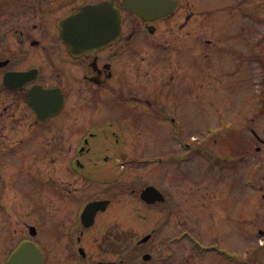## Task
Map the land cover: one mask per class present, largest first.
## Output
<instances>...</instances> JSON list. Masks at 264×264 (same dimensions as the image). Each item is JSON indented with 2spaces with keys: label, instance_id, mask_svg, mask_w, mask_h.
I'll list each match as a JSON object with an SVG mask.
<instances>
[{
  "label": "flooded vegetation",
  "instance_id": "af4514ba",
  "mask_svg": "<svg viewBox=\"0 0 264 264\" xmlns=\"http://www.w3.org/2000/svg\"><path fill=\"white\" fill-rule=\"evenodd\" d=\"M103 1L111 0H0V24L5 19L22 24L12 27V46L8 42L5 46L0 36V63L7 61L0 66V264L27 243L43 251L37 237L49 224L60 231V239L69 241L67 248L77 242L85 249L87 234L112 210L117 192L111 188L106 196L85 200L80 195V176L84 172L107 175L118 162L138 160L133 156L121 160L141 138L132 132L130 122L136 111L123 110L135 104L136 113L142 111L154 97L138 95H150L154 88L168 89L170 79L194 82L198 67L204 77L206 62L224 67L217 56L253 76L248 111L240 110L233 120L224 119L221 132L216 165L221 172V195L217 200L223 231L233 244L224 247L222 258L225 264H264V0H173L172 14L155 21L128 11L125 0H112L122 12L119 40L94 54L72 56L60 38L61 22L79 8ZM214 22L220 31L212 33ZM217 44L220 53L212 50ZM57 102L62 104L60 112L50 114ZM104 115L108 121L97 124ZM91 121L94 127H86ZM180 134L174 132L175 143L168 152H179L183 146L195 151L197 142L191 140L196 139L182 143ZM177 157L168 155L167 160ZM70 178L78 180V186H71ZM147 186L133 187L129 194L147 209L173 212L166 196L162 203L143 201L141 193ZM99 200L109 203L101 206L94 224L86 227L83 212ZM69 212L71 218H67ZM164 224L163 218L137 240L142 260L137 264L164 263L163 256L153 255L162 251ZM150 234L147 242L139 244ZM172 238L169 248L176 258L180 241ZM105 239L120 244V250L130 255L127 232L110 233ZM144 255L150 260L143 261ZM44 257L50 264L45 253ZM86 257H82L83 264L116 261Z\"/></svg>",
  "mask_w": 264,
  "mask_h": 264
},
{
  "label": "rangeland",
  "instance_id": "374dc122",
  "mask_svg": "<svg viewBox=\"0 0 264 264\" xmlns=\"http://www.w3.org/2000/svg\"><path fill=\"white\" fill-rule=\"evenodd\" d=\"M216 20H220V17ZM13 26L19 27L22 24L6 20L1 26L2 36L8 33L4 36L5 46L8 43L12 46L15 40L14 33L11 32ZM211 31H220L218 22L211 25ZM219 39H223V34L219 35ZM220 47V44L213 46V52L220 53ZM217 58L218 63L224 67L208 65L206 62L205 78L199 75L198 67L196 77L192 79L194 82L187 78L175 82L170 79L168 89L154 88L150 95H138L154 97L143 106L142 111L136 113L139 108L135 104L123 110L136 111L130 116L132 132L142 137L137 145L129 147L121 160L129 161L132 159L130 156L138 160L127 162L125 168L117 166L111 172H106L107 175L96 176L94 173L84 172L80 176V195L85 200L94 195L106 196L111 188L117 192L116 204L112 210L103 215L99 225L87 234L88 242L84 247L88 260L123 258V253L103 246L107 234L125 231L129 235L130 244H135L164 218L162 251H155L153 254L163 256V264H225L222 258L224 247L233 244L223 231V212L221 203L217 200L221 195L220 169L208 167L210 164L205 159L190 157L181 148L179 152H168L175 143L174 132L179 131L180 138L188 139L195 135L193 137L198 141H201L202 134L216 136V142L211 139L209 143L210 148L219 156L224 119L233 120L240 110L248 111L246 102L253 96L252 72L245 68L238 71L235 66L226 65L224 57L222 60L220 56ZM172 93L174 98L171 97ZM104 118L105 115L96 123L108 121ZM139 131L142 133L139 134ZM198 141L194 142H197V146H202ZM173 154L181 155V159L188 161L171 165L156 160V157L165 158ZM139 160H143L142 165ZM109 173L111 177H108ZM69 182L73 187L78 186L76 179L70 178ZM150 184L161 188L159 189L166 195L168 204L170 202L171 207L173 206V212L168 213L163 209L162 214L157 209H147L140 201L133 199V194H129L133 187ZM119 192L123 194L119 196ZM72 203L75 205L76 201ZM72 216L69 212L67 218ZM68 233L73 234L71 231ZM60 238V231L51 224L37 237L45 255H48L49 263L79 261V264H83L84 259L78 253L80 243L74 242L73 247L67 248L69 241ZM171 238L180 241L177 247L178 261L172 257L173 252L169 248ZM152 264H156V261Z\"/></svg>",
  "mask_w": 264,
  "mask_h": 264
},
{
  "label": "water",
  "instance_id": "95a60500",
  "mask_svg": "<svg viewBox=\"0 0 264 264\" xmlns=\"http://www.w3.org/2000/svg\"><path fill=\"white\" fill-rule=\"evenodd\" d=\"M128 9L137 15L154 20L173 10L171 0H127ZM120 12L113 2H103L80 9L79 13L66 19L63 23L62 38L68 49L77 55L86 50L102 48L115 41L120 34ZM142 198L148 202L163 201L162 194L153 186L142 193ZM107 202L90 204L85 216L94 217L95 212ZM92 223H86L90 226ZM148 238L146 237L144 241ZM83 253V250H81ZM148 260L149 257L145 256ZM6 264H44L41 251L34 244L24 245ZM96 264H118L99 262Z\"/></svg>",
  "mask_w": 264,
  "mask_h": 264
},
{
  "label": "trees",
  "instance_id": "16d2710c",
  "mask_svg": "<svg viewBox=\"0 0 264 264\" xmlns=\"http://www.w3.org/2000/svg\"><path fill=\"white\" fill-rule=\"evenodd\" d=\"M134 256V255H133Z\"/></svg>",
  "mask_w": 264,
  "mask_h": 264
}]
</instances>
